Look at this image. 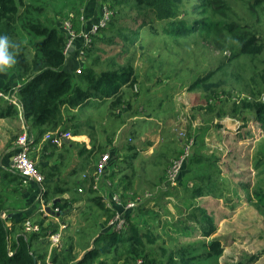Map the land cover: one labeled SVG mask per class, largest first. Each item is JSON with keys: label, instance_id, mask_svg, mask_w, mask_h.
Listing matches in <instances>:
<instances>
[{"label": "rangeland", "instance_id": "374dc122", "mask_svg": "<svg viewBox=\"0 0 264 264\" xmlns=\"http://www.w3.org/2000/svg\"><path fill=\"white\" fill-rule=\"evenodd\" d=\"M39 1L42 3L39 5L46 8L44 22L52 20L59 29L64 21H69L72 25L76 33L70 35L73 46L67 50L66 56L77 50L76 55H72L76 59L78 49L83 45V37L80 33L89 31L92 25L98 23L101 18L100 8L102 4L107 5V2L104 0ZM178 7H182L179 10L180 17L187 19L194 17L191 24L194 29L190 33L184 32L185 34L173 36L162 27L164 21L157 20L151 12L144 14L141 9L126 7L117 21V25L123 27L120 31L127 35L126 40L115 34L112 42L104 41L113 36L112 32H100L99 35L105 37L104 40L91 38L94 46L100 50L92 51L90 57L83 56L81 59V67L88 65L93 57L99 58L101 66L106 65L105 62L111 57L116 58L119 63L129 61L138 75V81L144 86L145 98H150L147 104L154 99V102H158L157 97H163V103L172 104V109L168 113L169 115L172 113L171 116L167 119L163 115L161 117L163 120L158 121L160 132L170 131L173 138L174 133L178 136L180 131L184 132L185 138L181 137L180 147L185 139L191 141L188 156L177 171L178 178L174 183L170 182V184L165 180L164 171L162 181L152 190L123 192L121 189L123 183L119 185L118 190L126 193L125 198L134 199L137 206L146 202V208L133 209L130 220L136 222L141 230L148 229L159 233L158 243L164 246V250L157 249L158 243L149 245L152 251H158V254L153 255L152 264H164L170 254L178 258L180 249L211 238H216L220 242L221 255L208 259L198 256L190 264H264V126L257 120L255 114L247 113L245 125L239 122L238 126H232L230 129L223 126L210 132V124L206 126L205 123V126L193 132L186 118L188 113L195 114L200 108H205L207 95L217 94L222 97L230 95V100L244 96L254 97L257 101L264 100V0H182ZM88 9L90 11H87ZM142 20H145V23ZM153 27L159 30V34L154 32ZM251 36H254L253 45L261 46L260 51L241 52V38ZM146 74L151 77L149 82H143ZM199 78L203 80L189 88L193 81ZM159 79H163L164 82ZM151 83L154 84L148 88ZM193 98L203 104L199 103V106H196ZM134 105L136 106L135 103ZM214 106L211 107L215 108ZM231 106L230 102H225L223 108L228 110ZM84 110V114L77 111H73L72 114L81 120L88 117L86 120L88 125H85V128L93 131L94 136L100 138L102 142L108 140L107 132L113 129L117 132L118 136L114 134L116 140L113 142L114 139L111 138L110 145L104 146L102 150L112 149L113 153L108 152L110 157L112 154L115 159L118 158L117 148L113 144L120 141L122 135L126 137L128 122H123L126 112H121L118 120L115 114L111 115L104 106L94 110L90 108ZM224 117L219 118L215 114L216 121L211 126L216 125L219 120L224 121ZM228 117L235 119L230 115ZM197 123V126H201V122ZM65 125H68L67 119ZM72 131V127H66L64 132L71 135ZM21 132V128L16 129L11 133V138L8 137L9 140L6 142L7 148L10 147L8 155L16 153L17 148L15 149L13 143ZM24 132L29 135L31 130L26 127ZM32 142L31 146L32 144L33 146L29 154L39 170L44 154L42 149H38ZM44 149L46 151V148ZM102 153L106 152L102 151L100 154ZM199 153L214 155L217 164L213 163L207 168L204 163L201 165L193 163L195 155ZM159 168L161 167L158 165L154 171H159ZM9 169L10 173L16 174L12 168ZM106 172L102 174L98 184L99 189L100 187L105 189L103 192L108 188L112 191L114 186L112 180L104 177ZM206 175H209L211 180L205 178ZM192 177L197 178L201 183L197 184L195 180L197 187L210 182L216 190L221 191V193L216 191V195L212 194L216 198L208 196L207 199L213 201V204H205L207 207L213 206L210 208L215 218H212L217 225L216 231L209 237L201 235L203 225L201 220L195 222L190 219V215L199 210L192 212L186 204L173 197H167L168 200L162 202L161 206L153 201L157 191L177 185L178 179L185 184L188 180L190 184L194 181ZM115 179L116 177L113 182ZM109 181L112 184H109ZM28 191L16 181L6 182L0 179L4 213L10 214L13 219H18L29 213L28 209L34 206L38 212L36 220L44 221L40 215L39 193L32 190L29 191L30 195ZM116 193L120 194L119 191ZM172 193L176 194L175 190ZM181 193H185L184 190ZM83 201L82 206L75 207L70 216L68 218L66 216L67 227L63 233L62 244L57 249L71 246V255L77 258L103 229L106 218L102 209L94 202L85 199ZM39 245V242L35 243L32 248ZM125 256L127 257L126 254ZM136 259L141 257L123 258L117 264H135ZM69 262L71 264L72 260Z\"/></svg>", "mask_w": 264, "mask_h": 264}, {"label": "trees", "instance_id": "16d2710c", "mask_svg": "<svg viewBox=\"0 0 264 264\" xmlns=\"http://www.w3.org/2000/svg\"><path fill=\"white\" fill-rule=\"evenodd\" d=\"M104 1L107 2L106 6L111 14L107 24L99 27L96 33L92 34V37L98 40H104L105 37L99 33H106L107 31L112 32L113 36L104 41L112 42V37L115 34L126 40L127 35L120 31L123 27L117 25L121 12L126 7L141 9L144 14L151 12L157 20L164 21L163 23L159 21V23H162V27L173 36L185 34L184 32L190 33L194 29L191 27L194 17L191 19L180 17L179 10L182 7H178V5L182 3V0ZM39 4H42L39 0H0V34L8 35L19 44V49L14 50L16 64L10 70L14 72L17 81L21 84L16 95L22 104L23 116L28 129H37L39 136L56 130L64 133L66 131L65 116H70V119L74 118L73 110L89 99L98 100L100 101L99 104L106 101L111 111L117 107L129 106V101L125 99V89H132L134 92H140V89L144 90V86L138 81V75L132 64L129 61L119 63L116 58L111 57L105 62L106 65L101 66L99 58L93 57L88 65L81 67L80 73L75 72L77 67L73 72L65 70V48L68 37L52 20L44 22L46 8ZM142 22L145 23V20ZM152 29L159 34L156 27ZM132 33L137 32L132 31ZM252 37L254 36L241 38V52L255 53L260 51L261 46L253 45L255 41ZM95 50L99 51L100 49L94 46V41L91 40V44L84 50L81 59L83 56L90 57V53ZM76 53L77 50L71 52L70 55H76ZM150 80V75L146 74L143 82ZM202 80L199 78L197 81H193L189 88ZM153 84L151 83L148 88ZM230 98V95L225 97L217 94L207 95L204 107L212 109L211 106L215 105L216 109L213 108L212 110L216 111L215 114L219 118L230 115L244 120L247 113L255 114L257 120L264 126V100L257 101L251 96H244L237 100H230ZM214 101L215 103H213ZM225 102H230L232 105L228 110L223 108ZM93 106L97 107L98 105L94 104ZM170 108V104L164 102L153 107L152 111L158 112ZM15 114H17L16 107L11 104L5 112L0 111V117L14 116ZM77 133V130L74 131V134ZM126 148L128 154L123 158L121 171L108 175L110 179L115 174L118 176L114 186L116 191L120 188L121 183H123L121 187L123 192L129 190L136 173L135 162L138 153L131 143H127ZM179 153L180 151L173 154L168 160L165 176L171 163L170 160L176 158ZM91 170L90 173H83L81 179H79L80 177L75 178L74 189L68 186H55L52 190L44 189L42 192L44 201H50L54 207H58L62 215L70 211L72 203L83 198L98 205L106 217L103 229L93 238L92 244L83 251L79 258L71 255V246L70 248L63 247L60 250L52 249L50 251V263L70 264L69 261L72 260L71 264H95V262L96 264H117L123 258L141 257L142 264H152L154 262L153 255L158 254V251H152L149 245L153 246L158 243L159 233L148 229H139L137 223L130 220L133 209L126 213L128 223L125 230L116 232L107 226L106 224L113 212L105 206L101 195L97 194L92 187L93 174L91 175ZM4 178L22 185L21 178L17 174L0 171V179L3 180ZM80 186L82 191H78ZM65 192L69 193L68 197H62ZM123 192H120V196L126 200V193ZM204 193L209 194L210 191H202L198 188L197 192L192 195L199 196ZM57 195H60L59 200L55 199ZM3 203V195L0 193V264H46V256L48 255L47 230L49 227L42 225V219L36 220V223L40 225V231L26 233L23 223L27 217L5 218L3 216ZM202 215L201 235L209 237L216 231L217 225L206 212L202 211ZM7 221H10L9 225H7ZM12 235L13 238L11 239ZM38 242L40 243L39 247L32 248L33 244ZM189 245V247L180 249L178 258L174 254H170L164 264H190L198 256L202 259L217 258L222 253V247L216 238ZM157 246L160 251L164 250L162 244L158 243ZM10 251L11 254H9Z\"/></svg>", "mask_w": 264, "mask_h": 264}, {"label": "crops", "instance_id": "0c3cea01", "mask_svg": "<svg viewBox=\"0 0 264 264\" xmlns=\"http://www.w3.org/2000/svg\"><path fill=\"white\" fill-rule=\"evenodd\" d=\"M87 11H90V9H88ZM80 63L81 60L75 59V57H72L71 55L68 57L66 56L64 69L73 72V70L76 67H79L81 65ZM20 85L21 84L19 83V81H17L14 72H12L11 70H9L6 73L0 74V89H4L9 92L12 91L13 93L17 94V89L20 88ZM146 89L148 88L146 87ZM144 91L145 90L140 89V92H134L132 89L131 90L125 89V99L129 101L130 105L125 106L123 108L117 107L116 109H114V111L109 110L108 103L106 101H103L102 104H99L100 101L94 99L87 100L83 105L73 110L84 114L85 111L84 109L90 108L94 110L104 106L107 107L108 112H110L111 115L115 114V117L118 120H120L119 118L121 112H126L123 120V122L125 123L126 121L128 122V127L125 130L126 137H123L122 135V138H119L120 141L115 142L113 144V146L117 148L118 158L115 159L111 154L110 160L105 170L107 172L104 174V177L106 176L107 177V178L105 177L106 179L112 181L114 177H116L114 181V186H115L118 176H116L115 174L112 177V179H110L108 175L116 171L118 172L121 171L123 165L122 163L123 158L128 154L126 144L127 143L133 144L134 149L137 151L138 154L135 162L136 173L132 179L133 183L128 190L129 192H135V191L139 192V191H145L147 189L152 190L154 186L156 187L157 183H159L163 179V174L167 166L168 160L173 156V154L178 153L181 149L180 147L181 138H179V136H177L176 133L173 134L174 135L173 138L170 131L166 133H161L160 126L158 125L159 122L163 120L161 118L163 117V115H165L167 119L171 116L172 113L170 115L168 113L172 109V104L170 102H166L170 104L171 108L169 110H159L158 112L152 111L153 107H157L159 104L163 103L164 101L163 97L162 98L157 97L156 99L158 100V102H154L155 100L154 99L150 104H147V101L150 100V98H145ZM195 98H193V101ZM0 100H2V102H0V111L5 112L10 104H8L7 101L3 99ZM195 102H196L195 103L196 106H199L198 104L201 103L200 100L197 99H195ZM134 103L136 104V106L134 105ZM94 104H97L98 106L94 107L93 106ZM159 109L161 108L159 107ZM212 109L200 108V110L197 111L195 114L193 112L191 113V115L188 113L186 115V118L188 121V125L190 124V130L194 132L195 129L210 124V132H211L214 129L218 130V128L223 126H226L227 128L230 129V127L232 126L234 127L238 126L239 122L241 123V125H245V123L247 122L246 118L244 120H240L237 119L236 117L234 119L226 116L227 119H225L226 117L223 116L224 121L219 120L217 121L218 123H216V125L211 126V124L216 121L215 113H210V112H214V110ZM66 119L68 125H65L64 122V126L67 128L72 127L73 131L71 132L70 137L66 138V140H63L61 145H54L50 143L49 140L44 138L45 133L42 136H39L37 129H31V132L29 134V136L33 137L32 143H34V145L38 149L41 148L44 154V159H42L41 161L42 165L39 167V171L44 176L43 187L44 189L47 190H52L55 188V186H63V187L68 186L74 189L75 186L73 182L76 180L75 178L80 177L79 179H81L83 177L82 174L90 173L91 169H92L91 170L92 171L91 175H92L95 170V163L99 158L100 153L102 151H105L107 153L112 152L111 151L112 149L102 150V148L104 146L110 145L111 142L109 143V141H111V138L114 139V134L118 136L117 132H115V130L113 129V131L107 132L106 137H108V140L102 142L100 138L94 136L95 133L93 131H88V129L85 128V125H88V123L86 122V120H88V117L86 118L84 117V119L81 120L77 118L75 115L74 118L70 119L69 116L68 118L66 117ZM198 121L201 122V126H197ZM26 127L27 125L25 124V129ZM19 128L22 129L17 114H15L14 116L8 115V116L0 117V171L2 172H9L10 171L9 168L13 169L12 167L13 155L7 154L8 149L10 147L7 148L8 146H6L7 145L6 142L7 140H9L8 137L11 138V133ZM76 130L78 131V133L74 134V131ZM49 132H55V131H49ZM197 133L199 132L197 131ZM115 140L116 139H114L113 142ZM13 144L16 149L17 147L15 141ZM32 146L30 147V151ZM44 148H46V151ZM71 153L74 154L71 155ZM215 160L216 157L214 155H210V154L206 155L203 153H199L195 155L193 159V163H199V165L204 163L207 165V168H210L213 163L217 164L216 163L217 161ZM158 165L161 168H159V171H154ZM215 169L216 167H214L213 170ZM13 171L15 172L14 169ZM209 175H206L205 178L211 180ZM191 179H193L194 181L193 182L191 181L190 184L188 180L187 183L185 184L182 180L178 179L177 185L168 186L167 188H163L157 191V193H155V197H153L154 198L153 201L158 202L157 205L161 206L160 204L162 202H166V200H168L167 197H173L176 198L179 202L186 204L187 205L186 207L192 209V212L193 210H197V211L199 210L198 212H195V214L192 213L190 215L191 218L189 217L190 219L195 220V222H198L199 220L202 219L203 216L202 211L206 212L208 215L215 218L211 213L212 211L210 208L213 206L209 205V207H207L205 206V204H213V201L210 202L209 201L210 199H207L209 198L208 196L211 195L210 197L213 198L214 196L212 194L216 195V191H218L219 193H221V191L216 190L214 185L211 184L210 182L207 185L206 184L202 185V187L199 186L197 187L195 186L196 185L195 180L197 181V184H201V183L198 182L197 178L194 179L192 177ZM3 180H5L6 182L9 181L5 178ZM108 183L112 184L113 182L111 183V181H109ZM98 184L100 183L98 182ZM23 186L25 189H28L29 191L34 190L38 194L37 184L31 182ZM114 186L112 191L108 188V190L106 189L107 190L106 192H103V190L105 189L101 187L99 189V186L95 190L99 195L102 194L109 195L112 192H116V190H114ZM198 188L199 190L202 191L209 190L210 193L209 194L204 193L199 196H193L192 194L197 192ZM174 190L176 194L172 193L174 192ZM183 190L185 193L182 194L181 192ZM119 192L121 191L119 190ZM28 194L31 195V192H29ZM27 196L29 195H26V197ZM68 196H69L68 192H65L62 195V197H68ZM59 198L60 195L55 196L56 200H59ZM82 203H84L83 198L72 203L70 211L67 212L66 214L63 215L61 214V220L67 221V218L68 216H70V213H72V210L74 211V208L77 206L79 207L82 206ZM145 204L146 202L140 203L134 210L138 208L140 209L146 208ZM26 208H28V206ZM4 212L5 211L3 210V216L5 218L12 217L10 214ZM28 212L29 213H27L25 217H27V219H30L33 222H36L35 217L36 215H38V212L37 210L34 209V206L30 207L28 209ZM40 215L41 217L44 218L42 224L44 227H49L48 230L53 229V227L54 228L56 227L55 223H53V219H51L50 217H45L42 213ZM189 218L186 219L188 220ZM6 223L7 225H9L10 221H7ZM183 223H185L184 220Z\"/></svg>", "mask_w": 264, "mask_h": 264}, {"label": "built area", "instance_id": "2783aa9c", "mask_svg": "<svg viewBox=\"0 0 264 264\" xmlns=\"http://www.w3.org/2000/svg\"><path fill=\"white\" fill-rule=\"evenodd\" d=\"M101 18L97 24L92 25L91 29L87 32H81V36L83 37V45L80 49H78V56L76 59L81 60L82 55L84 54V50L91 44L92 34L96 33L99 27H103L107 24L110 18V10L104 4L100 8ZM61 29L66 33L68 40L66 43L65 53L70 47H72L70 35L76 33L72 25L69 21H64ZM81 65L76 68L75 72L80 73ZM0 99L7 101L8 104H11L16 107L17 116L20 120L22 132L18 135L15 140V144L17 147L16 153L12 158V167L15 170L16 174H18L21 178L22 185H26L28 183H35L38 186V195L40 200V211L45 217H50L53 219V223H55V229L47 230V242H48V255L46 256V264H51L49 261V253L52 249H58L62 244L63 233L67 227V223L65 220H61V214L58 207H54L52 203H46L42 197V192L44 190L43 181L44 176L37 169L35 162L32 160L30 156V147L32 142V137L26 134L25 131V120L22 111V104L18 99L17 95L12 91H6L4 89H0ZM179 138H185L184 132L180 131L178 133ZM70 137V133H62V132H46L44 134V138L49 140L54 145H61L63 140ZM189 139H185L182 141V147L179 155L171 160L169 167L166 171L165 180L169 183H174L178 178L177 171L180 169L182 162L188 156L189 146L191 141ZM110 160L109 153L100 154L99 158L95 163V170L93 173V183L92 187L97 189L98 182L100 177L105 172L108 162ZM170 183V184H171ZM78 191H82L81 186L78 187ZM102 201L106 207L110 208L113 212L112 217L107 222V226H109L113 231L120 232L126 229L127 227V212L128 210H132L136 207V201L131 198H127L123 200L119 193L112 192L109 195L102 194ZM23 228L26 233L31 232H39L40 225L36 222L31 221L30 219H26L23 223ZM12 252L10 251L9 254ZM135 264H142V259H136Z\"/></svg>", "mask_w": 264, "mask_h": 264}, {"label": "clouds", "instance_id": "9594fccd", "mask_svg": "<svg viewBox=\"0 0 264 264\" xmlns=\"http://www.w3.org/2000/svg\"><path fill=\"white\" fill-rule=\"evenodd\" d=\"M18 49V43L8 35L0 34V74L8 72L16 64L14 50Z\"/></svg>", "mask_w": 264, "mask_h": 264}]
</instances>
